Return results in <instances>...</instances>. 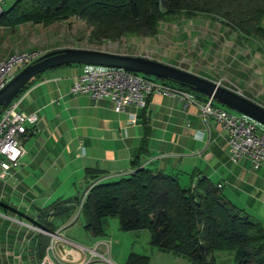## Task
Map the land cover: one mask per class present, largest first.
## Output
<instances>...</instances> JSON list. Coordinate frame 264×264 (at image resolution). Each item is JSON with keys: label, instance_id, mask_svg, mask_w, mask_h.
I'll return each instance as SVG.
<instances>
[{"label": "crops", "instance_id": "crops-1", "mask_svg": "<svg viewBox=\"0 0 264 264\" xmlns=\"http://www.w3.org/2000/svg\"><path fill=\"white\" fill-rule=\"evenodd\" d=\"M10 1L1 3L2 10L12 6H3ZM79 22L86 27L84 34L89 35L91 27L77 17L47 26L31 22L14 27L0 26V62L22 52L42 55L53 49L82 48L70 44L75 43L76 34L69 30V24L74 28ZM132 37L130 41L136 52H113L147 56L200 76L203 74L195 69L230 72L237 77L228 83L223 77L217 78V73L205 77L264 107V47L252 40H239L237 32L221 20L207 15L185 18L175 14L160 23L154 36ZM82 70L83 65L48 69L16 97L17 110L36 113L38 121L22 142L24 152L19 166L12 176L0 180V206L6 202L4 197L18 190L21 205L7 203L18 210L24 205L26 212L34 207L36 216L27 214L29 221H23V225H36L40 209L56 199L75 196H63L59 188L62 182L67 183V187L71 180H74L73 185L75 181H83L88 186L84 180L86 168L101 170L97 181L104 182L144 167L154 173L176 176L182 187L194 186L205 177L219 187L227 202L264 227V166L254 168L249 159L231 160L221 124L213 118L205 119L199 111L197 104L204 99L192 93L195 103H188L176 95L153 93L148 97L145 123L139 117L140 109L134 105L119 113L108 98L95 101L87 94H73L72 84ZM244 75L247 80L239 78ZM132 113L136 114L134 123L129 120ZM147 132L146 149L134 164V155ZM63 171L66 173L61 177ZM78 212L52 218L55 230L63 228L65 234L59 239L49 235V245L40 264L51 258L62 264H86L94 258L93 251L103 259L106 253L116 259L114 244L110 248L107 242L110 240L104 236H94L97 238L86 246L66 235ZM0 218V264H36L29 244L35 232L40 231H33L25 238L27 230L23 233L21 226L14 225L15 216L5 213ZM174 256L177 262L192 264L182 256ZM227 258L233 261L232 255ZM118 262L123 264L122 260Z\"/></svg>", "mask_w": 264, "mask_h": 264}, {"label": "trees", "instance_id": "trees-1", "mask_svg": "<svg viewBox=\"0 0 264 264\" xmlns=\"http://www.w3.org/2000/svg\"><path fill=\"white\" fill-rule=\"evenodd\" d=\"M175 14L219 19L237 32L239 40H252L264 47V0H16L0 12V26L27 22L47 26L77 17L91 27L89 40L94 42L154 36L160 23ZM40 75L32 78L17 97ZM145 76L207 99L187 84ZM146 110L147 104L139 114L144 122ZM147 134L134 155V164L146 149ZM101 175L99 169L86 168L84 195L59 198L40 209L35 226L54 233L53 217L79 211L84 229L99 237L106 234L108 218L116 217L120 230L147 229L151 246L192 264H216V252L230 253L234 264H264L263 225L227 202L219 187L205 177L194 186L182 187L176 176L144 167L111 181H97ZM49 241L50 236L43 232H35L30 238L36 264H40ZM148 262V255L133 251L125 260V264Z\"/></svg>", "mask_w": 264, "mask_h": 264}, {"label": "built area", "instance_id": "built-area-1", "mask_svg": "<svg viewBox=\"0 0 264 264\" xmlns=\"http://www.w3.org/2000/svg\"><path fill=\"white\" fill-rule=\"evenodd\" d=\"M0 0V12L2 11ZM37 57L36 52H22L0 62V89L23 67L32 63ZM236 91V90H235ZM73 94H87L92 100L108 98L116 112H124L129 105L144 108L147 98L153 93L176 95L195 103L193 94L172 89L162 82L153 80L144 74L127 71L121 68H110L97 65H83L71 87ZM238 92V91H237ZM199 111L206 118L219 122L226 133V144L231 160L238 162L249 159L254 168L264 166V132L256 120L240 114L233 115L230 111L215 104L212 98L199 102ZM131 123L136 121V114L129 117ZM38 121L36 113L18 111L14 100L0 114V180L12 176L20 164L24 150L22 142L29 133L30 127ZM38 231L52 237L49 233L37 228ZM92 255H99L93 251ZM103 258L102 255H99ZM46 261H44L45 263ZM49 264H59L50 261Z\"/></svg>", "mask_w": 264, "mask_h": 264}, {"label": "water", "instance_id": "water-1", "mask_svg": "<svg viewBox=\"0 0 264 264\" xmlns=\"http://www.w3.org/2000/svg\"><path fill=\"white\" fill-rule=\"evenodd\" d=\"M68 64L97 65L121 68L189 85L193 91L212 98L216 103L246 115L264 126V107L228 88L188 70L163 63L147 56L114 53L98 49L65 47L53 49L37 57L19 70L0 89V114L36 75Z\"/></svg>", "mask_w": 264, "mask_h": 264}, {"label": "rangeland", "instance_id": "rangeland-1", "mask_svg": "<svg viewBox=\"0 0 264 264\" xmlns=\"http://www.w3.org/2000/svg\"><path fill=\"white\" fill-rule=\"evenodd\" d=\"M16 0H11L9 3H6V5H3L4 8H7V6L10 4H13ZM8 4V5H7ZM80 24L78 25L77 23L75 24L74 28L71 27V24H69V30L74 31L76 34L75 38V43H70V44H75L77 46H81L82 48H89V49H98V50H111L113 51H124V52H136L134 50L132 44H131V39L133 38L132 36L124 37L119 40H108V39H100L96 40L94 42H90L88 39V34H84V29L86 30V27L83 23L79 22ZM26 25V24H24ZM72 28V29H71ZM71 33V32H70ZM69 40H72L71 37H69ZM197 72L202 73V77L205 76H215L217 78L223 77L224 82H232L235 80L237 77L236 75H233L230 72L224 71L223 73L220 71L221 69H214L210 68L209 70L206 69L207 71L201 72L199 71L200 69H195ZM47 71V70H46ZM207 72V73H206ZM221 72V73H220ZM248 73V72H247ZM206 74V75H204ZM208 74V75H207ZM234 78H233V77ZM206 78V77H205ZM239 78H243L244 80H247V76H241ZM17 98L14 99V101ZM220 107L225 108L226 110L230 111L233 115H240L239 113L227 108L226 106H222L219 104ZM261 130L264 132V126L261 125ZM65 171L61 173V177L65 175ZM72 181H68V187L67 183L62 182L59 185V188L61 192L63 191L64 197H66L68 194L75 195L78 197H81L84 195L87 187L83 181H75V184L73 185ZM69 191L71 193H69ZM58 196V195H57ZM57 196L54 197L57 198ZM4 205L0 206V215H4L5 213L10 215L15 216L14 220L17 221V223H14L15 226H21L22 231L24 233L25 230H27V236L25 238H28L33 231L38 230L35 225L31 223H24L23 221H29L25 216L27 214L36 216V210L34 207L27 209L28 211H24L26 206H22L21 209H13L10 207V205L7 203L8 201L13 203L16 206H20L22 201H21V196L20 192L14 191L12 192L9 196L6 198L4 197ZM2 221V219L0 218ZM22 220V221H20ZM20 221V222H19ZM22 223V224H21ZM70 223H73L72 227L70 228L69 231H67L68 236L71 238H74L75 241L79 242L80 244L88 246L95 238L97 237H92L89 232H87L84 227V219L81 215L75 214L74 218ZM59 224L58 220L57 223ZM59 231L57 232L56 230L54 231L55 234H57V237H53L52 239H59V236H63L65 234L63 228H59ZM52 237V236H51ZM104 238H107L110 241L108 242L109 247L111 248L112 244H114V254L116 256V259L111 257V255L107 254L105 255L106 259H103L99 255H94V258L91 259L90 261H87L86 264H119L118 260H122L123 264L126 260L127 255L129 252L133 251L139 254H145L149 256V262L148 264H182L181 262H177V258L172 254L171 252H163L158 250L157 248L151 246L149 244V232L147 229H141V230H135V231H122L118 228V220L116 217H109L107 220V225H106V235H104ZM116 240V241H115ZM51 243V242H50ZM53 243V242H52ZM117 243V244H116ZM99 251H103L100 249ZM231 255L228 252H216V264H234V262L229 259L228 256ZM90 257V254H89ZM110 258V259H109ZM52 262L51 259H46V262L43 264H49V262ZM184 263L185 261L182 260ZM177 262V263H176ZM57 263L62 264L61 262L57 261Z\"/></svg>", "mask_w": 264, "mask_h": 264}]
</instances>
